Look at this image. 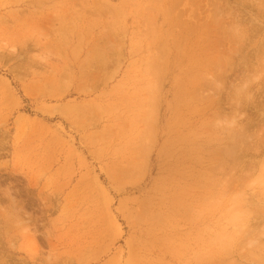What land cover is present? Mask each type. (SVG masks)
<instances>
[{
    "label": "rangeland",
    "instance_id": "obj_1",
    "mask_svg": "<svg viewBox=\"0 0 264 264\" xmlns=\"http://www.w3.org/2000/svg\"><path fill=\"white\" fill-rule=\"evenodd\" d=\"M251 15L264 0H0V264H250L201 205L253 156L202 136L231 111L205 77L231 91L264 54V22L227 31ZM244 110L264 133V86Z\"/></svg>",
    "mask_w": 264,
    "mask_h": 264
},
{
    "label": "clouds",
    "instance_id": "obj_2",
    "mask_svg": "<svg viewBox=\"0 0 264 264\" xmlns=\"http://www.w3.org/2000/svg\"><path fill=\"white\" fill-rule=\"evenodd\" d=\"M262 22L251 15L250 22L245 24L236 16L227 31L237 45L245 44L249 40L250 25ZM9 51L13 55L17 53L15 47ZM34 57L41 63L48 62V57L40 53H34ZM205 79L209 85L205 95L219 98L227 94L231 111L205 121L203 138L225 149L239 144L252 151L253 156L218 178V191L201 205V219L207 221L203 228L219 250L239 249L247 254L250 264H255L264 258V221L257 217V209H264V150L257 146L264 139V133L248 131V112L244 109L254 102L256 92L264 86V54H256L250 65L245 64L231 91H227L220 73H209ZM0 191L15 201L10 187ZM21 223L18 221L17 227ZM9 247H13L11 242Z\"/></svg>",
    "mask_w": 264,
    "mask_h": 264
},
{
    "label": "crops",
    "instance_id": "obj_3",
    "mask_svg": "<svg viewBox=\"0 0 264 264\" xmlns=\"http://www.w3.org/2000/svg\"><path fill=\"white\" fill-rule=\"evenodd\" d=\"M65 108H66V107H65ZM73 109H74V113H73V112H72V114L70 113V115H68L69 117H67V118H69V119L72 118L73 120L76 121L79 112H78V108H77V107H75V108H73Z\"/></svg>",
    "mask_w": 264,
    "mask_h": 264
}]
</instances>
